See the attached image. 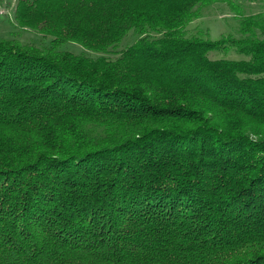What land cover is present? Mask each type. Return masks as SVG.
I'll return each instance as SVG.
<instances>
[{
  "label": "trees",
  "instance_id": "trees-1",
  "mask_svg": "<svg viewBox=\"0 0 264 264\" xmlns=\"http://www.w3.org/2000/svg\"><path fill=\"white\" fill-rule=\"evenodd\" d=\"M213 2L15 0L0 264H264V19L188 28Z\"/></svg>",
  "mask_w": 264,
  "mask_h": 264
},
{
  "label": "rangeland",
  "instance_id": "rangeland-1",
  "mask_svg": "<svg viewBox=\"0 0 264 264\" xmlns=\"http://www.w3.org/2000/svg\"><path fill=\"white\" fill-rule=\"evenodd\" d=\"M238 7H234L235 12L246 14L250 12H258L261 14L259 20L264 19V0H236ZM15 0H0V36L13 37L20 41H36L38 38L32 30L21 28L16 24L13 17V8ZM234 10L226 2H213L201 9L198 17L193 18L187 25L188 28H193V32L199 31L200 34H207L209 37H217L221 33H226L235 22L233 19ZM262 18V20H261ZM260 23V22H259ZM263 25V22H262ZM261 25V27H262ZM260 35L264 36V27L258 28ZM259 33L258 31H256ZM134 35L128 31L123 39L118 44H124L132 41ZM120 45H118L119 47ZM72 49L77 50V45H69ZM211 57H227L238 58L242 57L236 51L227 50H212L208 52Z\"/></svg>",
  "mask_w": 264,
  "mask_h": 264
}]
</instances>
